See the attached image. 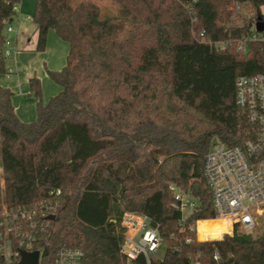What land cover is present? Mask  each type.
<instances>
[{"label": "trees", "instance_id": "1", "mask_svg": "<svg viewBox=\"0 0 264 264\" xmlns=\"http://www.w3.org/2000/svg\"><path fill=\"white\" fill-rule=\"evenodd\" d=\"M110 1L116 16L90 1L36 0L37 51L54 30L69 53L63 69L48 72L61 90L46 104L40 80H30L31 123L18 119L13 93L0 86V205L54 208V220H38L47 264L62 246L81 250L85 264H128L126 213L158 226L165 251L151 264H264V218L258 231L235 226L218 241L200 242L194 229L206 220L202 239L230 230L207 223L215 215L204 158L214 140L236 146L252 138L235 83L264 74V30L246 53L238 46L264 21V0ZM19 3L0 0V75ZM236 5L250 10L240 24ZM218 42L227 49L218 51ZM171 186L197 203L184 220Z\"/></svg>", "mask_w": 264, "mask_h": 264}, {"label": "built area", "instance_id": "2", "mask_svg": "<svg viewBox=\"0 0 264 264\" xmlns=\"http://www.w3.org/2000/svg\"><path fill=\"white\" fill-rule=\"evenodd\" d=\"M241 7L236 5L234 11L239 13ZM14 32L11 23L7 24V39L3 50L6 60L13 55L12 43L9 35ZM202 42H207L201 33ZM260 39L256 26L239 42L238 50L247 52L246 44ZM218 51H225L227 44L218 42L213 44ZM15 73L9 69L7 77ZM236 101L245 111L251 127L252 138L243 145L228 146L217 141L204 158V176L210 188L215 218L228 224L230 230L222 234L232 235L235 226L245 234H252L258 226V215L264 209V74L239 76L236 79ZM0 189L4 182L1 178ZM175 193L177 208L184 215H188L197 207V203L187 194L171 186ZM57 193H60L58 191ZM54 208L48 203L41 204L36 210L8 208L0 205V259L3 264H19L22 261V252H38V264L44 262L45 247H37L44 222L52 216ZM187 217V216H186ZM185 219V216L183 220ZM194 227L198 233V224ZM125 229V241L121 253L128 264L144 258L146 264L159 258L163 247L158 226L152 224L149 217L133 213H126L122 219ZM48 226V225H47ZM207 241H211L208 236ZM218 253L215 259H218ZM54 264H85L84 253L75 248L62 246L54 257ZM192 264H200L195 261Z\"/></svg>", "mask_w": 264, "mask_h": 264}, {"label": "crops", "instance_id": "3", "mask_svg": "<svg viewBox=\"0 0 264 264\" xmlns=\"http://www.w3.org/2000/svg\"><path fill=\"white\" fill-rule=\"evenodd\" d=\"M18 6L19 4L16 6L14 19L19 15V26L8 36L14 53L11 59L6 61V69H12L15 73L10 78L6 74L0 75V86L13 93L12 105L18 119L23 123H31L37 118V99L31 95L30 80H40L42 101L45 104L59 93L61 88L49 78L48 72L60 71L65 67L69 44L61 40L54 30H50L45 50L37 51V26L34 22L29 24L28 18L21 16ZM261 12L264 16V7Z\"/></svg>", "mask_w": 264, "mask_h": 264}, {"label": "rangeland", "instance_id": "4", "mask_svg": "<svg viewBox=\"0 0 264 264\" xmlns=\"http://www.w3.org/2000/svg\"><path fill=\"white\" fill-rule=\"evenodd\" d=\"M84 1H90L96 5H98V7L101 10L102 15H109V16H116L117 15V7L116 5L110 1V0H105V1H100V0H84ZM35 7H36V0H20L19 6H18V10L21 11V16L23 18H28V22L29 24H32L33 22V17H34V13H35ZM18 13V11H17ZM18 16L13 20L12 22V26L14 27V29L16 30L19 26L18 23ZM250 17V10L248 7H242V9L240 10V15L239 18H236V20L233 21V24H240L243 20H248ZM261 37V36H260ZM58 93V92H57ZM56 93V94H57ZM55 94V95H56ZM184 216H188V212L184 214ZM263 218H264V209H262V212L260 215H258V226L256 231H258V229L260 227H262L263 225ZM222 224L218 223V222H213L212 223V228L221 226ZM204 228H206V226H203ZM224 233V232H222ZM220 234V239L223 238V236L225 234ZM196 238L198 241L200 242H205L207 241V239H202L199 236V232L196 233ZM165 251V246H163L160 250L159 256L162 257Z\"/></svg>", "mask_w": 264, "mask_h": 264}, {"label": "water", "instance_id": "5", "mask_svg": "<svg viewBox=\"0 0 264 264\" xmlns=\"http://www.w3.org/2000/svg\"><path fill=\"white\" fill-rule=\"evenodd\" d=\"M257 31L262 32L264 30V23L263 21H259L256 25ZM217 140H214L212 142V145H216ZM50 220H54L55 216H50ZM220 240L219 235H213L211 236V241H218ZM22 261L19 264H38V258H39V253L38 252H33V253H27V252H22Z\"/></svg>", "mask_w": 264, "mask_h": 264}, {"label": "bare ground", "instance_id": "6", "mask_svg": "<svg viewBox=\"0 0 264 264\" xmlns=\"http://www.w3.org/2000/svg\"><path fill=\"white\" fill-rule=\"evenodd\" d=\"M213 222H218V223H220V224H222V225H228V224L224 223V222L221 221V220H209V221H207V223H208L209 225H212Z\"/></svg>", "mask_w": 264, "mask_h": 264}]
</instances>
